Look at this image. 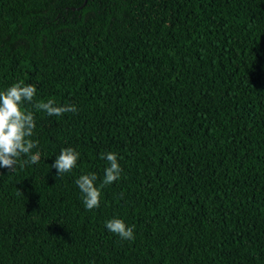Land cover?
Masks as SVG:
<instances>
[{
	"label": "trees",
	"instance_id": "trees-1",
	"mask_svg": "<svg viewBox=\"0 0 264 264\" xmlns=\"http://www.w3.org/2000/svg\"><path fill=\"white\" fill-rule=\"evenodd\" d=\"M19 81L78 111L26 105L40 159L0 168V264H264V0H0V91Z\"/></svg>",
	"mask_w": 264,
	"mask_h": 264
},
{
	"label": "clouds",
	"instance_id": "clouds-1",
	"mask_svg": "<svg viewBox=\"0 0 264 264\" xmlns=\"http://www.w3.org/2000/svg\"><path fill=\"white\" fill-rule=\"evenodd\" d=\"M37 89L32 84L23 81L13 83L5 91H0V168L13 171L17 160L25 157L24 164H37L40 153L33 154L39 141L32 139L35 134V113L26 105L31 104L37 111H44L47 115L61 116L65 113L78 111L74 104L59 105L54 99L33 103ZM80 152L72 147L61 150L60 155L51 165L56 169L57 175L62 176L76 167ZM108 162L105 168L104 178L97 186V174H82L76 179L79 190L83 194V203L87 210L100 206L102 189L117 181L121 177L122 168L118 162V154L107 152L102 157ZM134 225L128 226L121 218H112L106 222L109 232L116 234L122 240H133Z\"/></svg>",
	"mask_w": 264,
	"mask_h": 264
}]
</instances>
